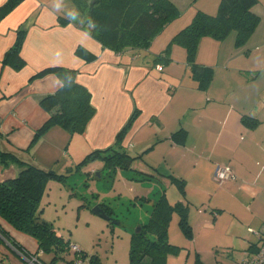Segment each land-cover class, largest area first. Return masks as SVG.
I'll list each match as a JSON object with an SVG mask.
<instances>
[{
    "label": "crops",
    "instance_id": "0c3cea01",
    "mask_svg": "<svg viewBox=\"0 0 264 264\" xmlns=\"http://www.w3.org/2000/svg\"><path fill=\"white\" fill-rule=\"evenodd\" d=\"M77 1L23 0L0 18V130L6 144L29 149L28 157L45 168L61 169L67 156L72 163L114 145L137 111L121 143L137 156L128 171L135 170L155 194L140 197L149 198V216L162 192L171 204L183 201L188 207L192 237L174 214L169 237L172 242L174 230L179 243H172L182 249L167 264H195L197 258L219 264L215 246L250 249L257 238L248 236L249 228L264 226V0L254 7L261 21L243 45L237 46L235 31L224 40H201L197 62L213 69L207 87L195 78L185 47L167 48L198 11L215 14L221 0H171L181 15L148 48L122 53L104 46L86 26L87 15L81 12L92 0L80 6ZM20 29H26L20 53L25 65L15 69L3 59ZM80 46L93 59L80 56ZM161 55L167 59L158 61ZM50 67L77 72V82L91 92L95 114L81 134L54 126L34 141L51 116L40 100L62 85L56 73L34 77ZM217 165L231 166L237 179L219 184ZM18 173L16 164L0 163V182ZM0 226L9 235L0 232V264H31L21 251L45 260L35 237L1 216Z\"/></svg>",
    "mask_w": 264,
    "mask_h": 264
},
{
    "label": "trees",
    "instance_id": "16d2710c",
    "mask_svg": "<svg viewBox=\"0 0 264 264\" xmlns=\"http://www.w3.org/2000/svg\"><path fill=\"white\" fill-rule=\"evenodd\" d=\"M23 0H7L0 6V18L7 15ZM259 0H221L215 14L198 11L192 21L176 33L168 45L167 52L173 44L185 47L187 59L192 66L195 78L201 86L207 87L213 78V69L197 62V54L203 37L209 36L224 40L233 31L236 32V44L241 46L257 29L261 17L254 11ZM84 1H77L78 6ZM86 26L104 46L116 52L148 48L153 39L172 21L181 15L180 9L171 0H92L84 4ZM75 20L63 18V21ZM26 36V29H20L15 44L6 52L4 64L15 69L25 65L21 49ZM77 53L90 60L94 55L83 47ZM167 57L159 56L158 61ZM47 73H56L62 81L61 87L54 93L41 98L40 104L51 116L41 126L34 141L54 126H60L71 135L81 134L95 114L91 103V92L77 82V72L64 67L46 68L34 77ZM137 111L129 123L119 133L117 142L106 150L91 151L88 158H100L104 168L131 170L137 156L122 146V136L130 126ZM246 120V119H244ZM182 130L178 131L180 133ZM29 149H13L6 144V136L0 130V163L3 166L16 164L18 175L10 180L0 182V216L15 228L35 237L39 249L51 257L44 264H76L78 259L89 264H105L98 255L91 257L79 249L73 250L71 240H67L53 225L42 217L41 201L47 192L51 179L66 183L69 174L59 173L45 168L28 157ZM79 167V164H78ZM148 202L149 198L144 199ZM104 210L111 215L108 208ZM188 207L183 201L171 204L162 192L154 202L149 219L132 233L129 249V264H167L170 255H178L182 249L170 241L169 225L174 214L179 216V225L186 236L192 237L191 224L187 218ZM114 219H110L113 223ZM0 232L8 233L0 226ZM15 244V243H14ZM253 244V243H252ZM251 244V245H252ZM252 248V247H250ZM21 250V249H19ZM72 252L75 259L67 260ZM195 264H204L197 258Z\"/></svg>",
    "mask_w": 264,
    "mask_h": 264
},
{
    "label": "rangeland",
    "instance_id": "374dc122",
    "mask_svg": "<svg viewBox=\"0 0 264 264\" xmlns=\"http://www.w3.org/2000/svg\"><path fill=\"white\" fill-rule=\"evenodd\" d=\"M85 157L72 163L70 156L65 157L69 162L61 159L59 167L62 168L55 169L69 174V177L66 183L56 179L49 181L41 201L42 217L52 222L67 240L76 243L88 257L96 254L105 264H129L132 233L149 219V204L140 197L148 194L154 197L155 194L150 193L149 182L136 177L135 170L106 169L102 159L84 160ZM97 205L110 210L113 223L93 211ZM176 224L180 234L178 219ZM247 234L252 239L256 237L249 231ZM174 237L173 230L172 242L178 244L179 240ZM212 253L217 255L219 264H239L245 257L240 246H215ZM51 257L46 254L44 259L50 261ZM66 259H75L74 253ZM63 262L60 261L61 264Z\"/></svg>",
    "mask_w": 264,
    "mask_h": 264
},
{
    "label": "built area",
    "instance_id": "2783aa9c",
    "mask_svg": "<svg viewBox=\"0 0 264 264\" xmlns=\"http://www.w3.org/2000/svg\"><path fill=\"white\" fill-rule=\"evenodd\" d=\"M214 179L223 184L226 181L237 179V175L233 168L229 165H217L214 171ZM249 232L254 234L257 238V243L251 245L252 248L244 251L245 257L239 264H264V226L261 229L250 227ZM73 250L79 251L76 244L71 245ZM26 257L28 263L31 264H44L43 260L37 253L21 251ZM76 264H87L84 260L78 259Z\"/></svg>",
    "mask_w": 264,
    "mask_h": 264
},
{
    "label": "water",
    "instance_id": "95a60500",
    "mask_svg": "<svg viewBox=\"0 0 264 264\" xmlns=\"http://www.w3.org/2000/svg\"><path fill=\"white\" fill-rule=\"evenodd\" d=\"M93 211L107 219H111L112 217L102 208L101 206L97 205L93 208ZM140 229V226L137 227V230Z\"/></svg>",
    "mask_w": 264,
    "mask_h": 264
}]
</instances>
